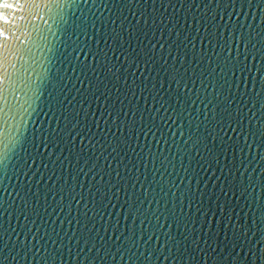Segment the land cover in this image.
<instances>
[{
	"label": "water",
	"instance_id": "water-1",
	"mask_svg": "<svg viewBox=\"0 0 264 264\" xmlns=\"http://www.w3.org/2000/svg\"><path fill=\"white\" fill-rule=\"evenodd\" d=\"M0 153V264H264V0H0Z\"/></svg>",
	"mask_w": 264,
	"mask_h": 264
},
{
	"label": "snow or ice",
	"instance_id": "snow-or-ice-1",
	"mask_svg": "<svg viewBox=\"0 0 264 264\" xmlns=\"http://www.w3.org/2000/svg\"><path fill=\"white\" fill-rule=\"evenodd\" d=\"M21 3H23V0H21ZM9 6H12V5H9ZM3 155V153H0V156H2Z\"/></svg>",
	"mask_w": 264,
	"mask_h": 264
}]
</instances>
